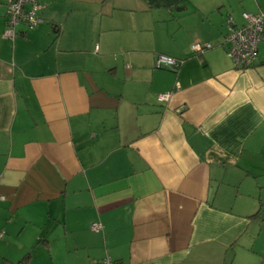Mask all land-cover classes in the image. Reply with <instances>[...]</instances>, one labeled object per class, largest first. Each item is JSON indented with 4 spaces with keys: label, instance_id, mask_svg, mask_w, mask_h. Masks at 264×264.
I'll list each match as a JSON object with an SVG mask.
<instances>
[{
    "label": "crops",
    "instance_id": "1",
    "mask_svg": "<svg viewBox=\"0 0 264 264\" xmlns=\"http://www.w3.org/2000/svg\"><path fill=\"white\" fill-rule=\"evenodd\" d=\"M39 2L0 4V264H264V39L225 42L264 0Z\"/></svg>",
    "mask_w": 264,
    "mask_h": 264
},
{
    "label": "built area",
    "instance_id": "2",
    "mask_svg": "<svg viewBox=\"0 0 264 264\" xmlns=\"http://www.w3.org/2000/svg\"><path fill=\"white\" fill-rule=\"evenodd\" d=\"M0 4L5 7L8 16L6 26L1 34L4 39H14L16 36L15 27L19 23H23L28 29H31L41 21L38 15L41 4L38 0H1ZM242 17L244 24L239 27L232 25V20L228 19V33L225 37V42L228 44L227 54L238 69L247 68L254 64L258 43L264 39V13L243 12ZM190 48L201 53L210 48V44L194 42ZM177 65L176 59L163 54L157 55L155 59L156 67L176 69ZM170 95V92L160 93L157 100L159 102L167 101ZM91 228L98 230L100 225L95 223ZM102 264L114 263L109 257H105Z\"/></svg>",
    "mask_w": 264,
    "mask_h": 264
},
{
    "label": "trees",
    "instance_id": "3",
    "mask_svg": "<svg viewBox=\"0 0 264 264\" xmlns=\"http://www.w3.org/2000/svg\"><path fill=\"white\" fill-rule=\"evenodd\" d=\"M39 1V0H38ZM7 15V14H6ZM8 17V16H7ZM6 20H7V18H6ZM20 24H22L23 26H25V28L26 29H28L27 28V26L25 25V24H23V23H19L17 26H19ZM5 26H6V22H5ZM17 26L15 27V30H16V35H17ZM34 28V27H33ZM32 29V28H31ZM29 30V29H28ZM29 257H30V253H26L25 254V256L22 258V260H20L19 261V263H17V264H27V260L29 259ZM101 264H102V261H101Z\"/></svg>",
    "mask_w": 264,
    "mask_h": 264
}]
</instances>
